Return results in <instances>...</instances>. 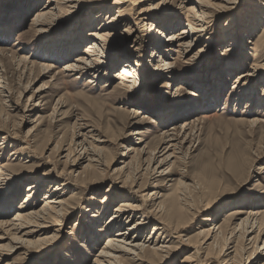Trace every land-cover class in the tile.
Wrapping results in <instances>:
<instances>
[{"label":"rangeland","instance_id":"374dc122","mask_svg":"<svg viewBox=\"0 0 264 264\" xmlns=\"http://www.w3.org/2000/svg\"><path fill=\"white\" fill-rule=\"evenodd\" d=\"M77 1V8L72 14H67L65 9L59 10V17L55 18L57 24L50 26L47 32L37 30L32 23L36 11L46 0H0V15H4V19H0L3 23L0 27L10 25L8 35L5 38L0 37V202L3 201L0 203V210L9 198L11 188L14 195L9 198L12 203L10 211H0V217L9 219L16 210L26 211L31 205L39 208L43 203V195L47 190L51 191L57 183L62 187L60 196L67 199V205L59 215L58 225L44 231L52 232L53 238L55 237L53 248H50L52 244L42 246V249L40 246L29 245L27 248L9 252L6 250V243L10 244L9 237L3 235L0 229V244L5 245L0 249V264L8 261L10 264H45L49 259L56 264H93L100 245L111 232L102 228L95 240H89L85 235L90 230L84 228V223L90 219L93 207L96 206L97 210L104 207L105 194L109 196L99 226L113 214L115 205L120 200L129 198V195L136 196L139 202L144 198L149 201L155 197L154 205L165 199L168 204L172 197H177L181 174H185V181L190 184L187 191L195 208L194 213L189 210L179 221L183 228H179L177 232L183 235V239L191 236L201 241L202 237L197 234L199 229L222 221L226 212L233 208L257 209L260 213L258 218L263 221L264 107L258 100L263 92L264 82L257 83L256 79H251L252 76L247 79L250 75L245 74L254 71V64L264 61V45L259 42L264 37L261 36L264 30V0H206L204 10L207 14L203 18V26L199 29L201 34L193 49L187 54L181 53L178 59L177 53L172 51L175 50L172 40L163 39L168 33L187 26L188 19L194 14L193 11L187 10L195 5L193 0H187L184 7H179L178 0H167L163 5L151 9L152 14L145 22L139 21V9L153 5L157 0H121L118 3L114 0ZM20 3H24L20 16L22 20L17 24L6 23L5 21L10 19L15 22L16 17L12 19L14 15H9ZM256 3L262 5L260 23L251 34L242 37L241 33H237L235 48L226 50L230 41L227 39L230 37L221 35L222 26L231 15L240 14L244 18L246 9ZM103 6L114 14L122 13L116 38H110L106 44H100L109 55V69L105 71V64L101 65L99 59L95 65L87 63L86 71H64L63 65L67 62L77 63L73 62L76 61L75 57L83 55L85 45L93 41L89 32L96 26H101L99 23L108 20L106 18L110 11L104 10L97 22H93L94 27L91 26V15L96 14ZM78 14L82 15L77 17ZM152 16L161 17L160 19L178 16L180 19V25L176 29L160 32L161 28L158 27L155 30L156 34L159 31L158 39L165 45L166 53L172 57L170 60L174 63L171 67L173 73L171 77H165L167 71L161 70V63L156 61L157 54L152 53L149 70H139L136 66L138 80L135 86L138 91L130 96L129 90L118 85L120 80L114 77L115 72L129 52L136 58L141 57L140 60H144L148 65L147 55L152 50L149 38L154 37L150 35L154 30L149 31L154 21L150 19ZM77 18L81 19L82 35L87 39L67 57L53 58L52 54L56 53L60 38L66 37L71 31L68 26H74V19ZM241 27L242 25L239 26ZM240 38L242 43L236 46ZM46 43L50 50L47 49ZM44 45V51L47 49L51 53L38 58L36 54L43 53ZM236 54H244V57L239 60ZM21 56H28L26 60L30 61L25 69L17 63ZM231 61L240 64L239 68L237 69L238 65H233L234 69H228L227 63ZM46 63L57 66L51 74L42 73L41 65ZM99 66L101 71L92 77L93 71ZM220 69L231 73L220 75L219 81L213 72ZM223 78L224 84L221 82ZM90 79L92 82H89ZM176 88L179 89L176 91ZM248 101L250 105H247ZM167 109L171 112L166 113ZM174 113H178L179 117L172 116ZM185 120H195L198 123L190 153L186 149L189 143H185V155L182 154L186 156L184 160L173 157L160 167L168 168L169 176L155 172L149 178L139 173L133 189L141 185L142 192L136 195L129 192V185H122L127 181L124 172H114V169L123 165L121 159L127 161L132 157L133 167L142 166L146 154L141 152L133 155L132 150L144 148L149 151L156 148V165L166 145L162 141L165 131L179 132L181 128L184 129ZM253 120H257V123H251ZM79 130L87 136H92L87 137L86 142L90 147L98 148L105 164L100 169L92 165L95 162L83 158L78 145L81 139L77 136ZM135 131L139 133H134ZM93 138L100 142L94 141ZM128 147L133 149L128 152ZM122 152H128L129 156L126 157ZM139 160L143 161L139 164ZM103 167L105 170L101 172ZM30 182L40 184L41 187L35 197L29 202H24L25 190ZM153 191L155 194L149 197V193ZM23 205L26 207H18ZM180 205L178 200L175 201V206ZM244 215L245 213L240 216ZM211 217L214 219L210 220ZM160 218L162 219L161 216ZM143 219L136 218L140 221H144ZM175 220L177 217H164L168 235H176L172 233L171 225ZM144 222V228L140 231L142 240L152 234V226L157 220L150 217ZM233 222L235 224L239 220L235 219ZM113 230L110 231L114 232ZM255 233L256 230L248 237ZM168 235L161 233L157 238L167 245H172L169 251L153 258L149 257L139 264H187L182 258L190 252L191 247L185 242L175 246L176 238H170ZM233 239L236 237L233 236L231 240ZM251 240L243 242V239H238L237 252L234 254L237 261H241L242 257L246 259L252 252L255 246L253 239ZM263 241L264 231L257 239V249L261 248ZM243 243L246 249L242 250ZM229 244L232 246L234 242ZM218 249L214 247L204 250L201 258L206 256L209 261L205 260L203 264H225L227 257H222L217 252ZM64 250H68L67 255L61 253ZM53 258H56V261ZM229 262L230 260L226 264ZM260 262L256 260L253 264ZM195 263L199 264V261L196 260ZM245 264L252 262L246 261Z\"/></svg>","mask_w":264,"mask_h":264},{"label":"bare ground","instance_id":"6f19581e","mask_svg":"<svg viewBox=\"0 0 264 264\" xmlns=\"http://www.w3.org/2000/svg\"><path fill=\"white\" fill-rule=\"evenodd\" d=\"M37 1V0H34ZM116 3L120 2L121 0H114ZM150 1V0H147ZM156 1V0H155ZM167 0H157L153 5H148L146 7L139 9V21L145 22L146 18L152 14L151 9L155 7H159L160 5H163ZM179 1V7H184V3L187 0H178ZM189 1V0H188ZM219 1V0H218ZM224 0H221V2ZM77 0H46V2L38 8L36 11L35 17L32 18L33 26L37 30L47 31L50 26H53L55 23L57 24V20H55L56 16L59 17V13L61 9H65L67 14H72L76 8H77ZM193 3L195 5H192L187 9L190 12H194L193 17L191 19H188L187 26H184L180 29H177L175 32L168 33L164 41H170L174 43L175 53H177V59L181 55V53H189L193 49V45H195L198 37L200 36L201 32H199V29L203 26V18L207 13H205L204 7H206L205 3L206 0H193ZM159 4V5H158ZM22 5L24 3H20L17 8H14L11 10L10 17L12 19L16 17L15 22L10 20H6L5 22L8 23H19L22 18L20 19V16L22 14ZM252 7L249 6V8L246 9V15L244 18L240 14L238 15H231V18L224 23L221 30V35L223 37H230L227 40L229 41V47H227L226 50H229L230 47L235 48L234 40L237 33H241V36L243 37L245 34H251L252 31L256 28V26L260 23V14H261V4H251ZM26 6V3H25ZM119 5H117L118 7ZM14 7V6H13ZM100 9V8H99ZM103 9V10H102ZM106 10L109 12L110 10L108 8H105L104 6L101 7V9L96 13L92 14V20H91V26L94 27L93 22H97L98 18L101 16L102 12ZM62 11V10H61ZM150 11V12H149ZM4 12V11H3ZM121 13V12H120ZM117 13L114 14L113 11H110V14L107 15L108 19L107 21H104L101 24V26H96L95 29L89 32L90 36H93V41L87 43L85 45V49L83 51V55H77L75 57L77 63L67 62L63 66L64 71H73L78 70L80 72L86 71L88 65L87 63H91V65H95V62L97 60H101V65H104V70L107 71L109 69V55L106 54L107 51H104V48L101 47L100 44H106L105 42L108 41L110 38H116V34L118 33V27L121 24V14ZM83 14V13H82ZM78 14V16L82 15ZM7 16V19L9 18ZM161 17H150V19H154L151 23L150 30H154L153 33H151V36H154L153 38H149V42L151 41L150 48H152L150 54L147 55V64L144 62V60H140V58H136L134 54L129 52V55L125 57L123 61H121V66L119 69L115 72V78L120 80L119 86L122 89L129 90L128 95L132 96L137 93L138 88L135 86V83L138 80V74H137V68L140 70H149L150 66V56L152 57V53L157 54V60L159 63H161V70H166L167 75L165 77H171L172 68L174 63L170 60L172 57L168 56L166 53L167 50L165 49V45L160 42L158 39V33L169 31L170 29H176L180 25V19L178 16H173L170 18H162ZM0 19H4V15L1 13ZM81 19L77 18L74 19V26H68L71 31L65 32L67 33L66 37L60 38V43L56 47V53H53V58H65L71 53L75 52L80 43L85 41L84 34L82 35V24ZM120 21V22H119ZM123 21V20H122ZM163 21V22H162ZM0 21V25L3 24ZM115 22H119L117 25ZM159 22V25L157 23ZM90 24V23H88ZM242 25L241 28L239 26ZM108 27L106 29H103L102 27ZM77 27V28H76ZM80 27V28H79ZM161 28L156 34V29ZM10 28V25H2L0 27V37L5 38L8 34V30ZM76 28V29H75ZM101 29V30H98ZM241 29V30H240ZM84 33V32H83ZM149 35V36H150ZM163 35V34H162ZM83 36V37H82ZM261 36H264V30L261 34ZM68 40V41H67ZM134 41V40H133ZM227 41H225L226 43ZM242 43V39L240 38V41L237 42L236 46H239V43ZM259 42H262L264 45V37L259 40ZM50 43V42H49ZM58 43V42H57ZM46 43L45 45H47ZM42 46L43 47H45ZM106 46V45H105ZM111 46V45H109ZM47 49L50 48L48 45L46 46ZM44 51V48L42 49L43 53L41 52L40 55L36 54L38 58L44 57L45 54L48 55V52L51 53L50 49ZM117 50V49H116ZM40 52V51H39ZM237 58L240 60V58L244 57V54H236ZM61 56V57H60ZM28 56H21L17 59V63L21 66L23 65L24 69L28 66L30 61L26 60ZM63 57V58H62ZM144 58V56H143ZM233 60V59H232ZM242 62V61H241ZM242 64V63H241ZM233 65H238L237 69L239 68V65L237 62L231 61L230 63H227V66H229L228 69L233 68ZM255 69L254 71L247 72L245 76L250 75L247 77V79H256L257 83L263 81L264 82V61L261 64H254ZM232 66V67H231ZM57 67L56 64L53 63H46L41 65L42 73L45 74H51L54 70L53 68ZM261 68V69H260ZM101 71V66L97 67L96 70L93 72V76L97 75V72ZM214 77H217L220 81V75L224 74L225 72L223 70H214ZM229 73H225L229 75ZM222 77V76H221ZM53 78V77H52ZM56 79V78H55ZM1 82V81H0ZM89 82H92V79L89 80ZM221 82L224 84V78L221 80ZM121 83V84H120ZM2 87V85H0ZM47 87V86H44ZM179 88H176V91ZM248 90V89H247ZM262 94L259 98V104H262L264 107V86L262 88ZM3 102V101H2ZM37 104V103H36ZM249 101H248V104ZM188 106V105H186ZM248 107V106H247ZM172 109V108H171ZM184 107L181 109L183 110ZM188 109V108H187ZM58 111V110H57ZM169 113L171 112L169 109H167ZM54 112V111H53ZM157 112V111H156ZM54 114V113H53ZM55 114L57 112L55 111ZM182 114V113H181ZM172 116L179 117L178 113H174ZM171 116V117H172ZM160 117H162L160 115ZM184 122V129L181 128L179 132H169V130L165 131V134L162 137V141L166 144L164 150L162 151V157L158 160L156 165H154L155 160L157 159L158 153L156 152V148H152L149 151H146V149H133V147H128V152L133 151V155L140 154L141 152L143 154H146V157L144 158V163L142 166H132L131 160L128 159L127 161L121 159L122 166L118 167L117 169H114V172H124L127 181L125 180L122 185L127 186V190L130 192L138 193L142 192V186H138L137 188L133 189L134 186L137 184L139 175H147L149 178L155 173L160 172L161 175H167L169 172V169H160V167H163L165 164H167L171 158L178 157L179 159L186 156H182L183 154V147L185 143H189L187 146V151H189L192 148V140L195 136L194 130L198 123L195 122V120L188 121L185 120ZM259 122V121H258ZM251 123H257V120H253ZM134 133H139V131H135ZM77 136H80L81 139L78 141V145L80 146V150L83 153V158L86 159V161L89 162H95L94 167L97 169H100L102 165H105L100 157L99 150L96 148V146L90 147L87 144V136L85 133H81L80 130L77 133ZM94 141H98L97 139L93 138ZM100 142V141H98ZM192 144V145H191ZM74 149V148H73ZM136 150V151H135ZM125 154V152H122L123 155H126V157L129 156V154ZM179 156H177V154ZM185 153V152H184ZM190 153V151H189ZM185 155V154H183ZM181 156V157H180ZM82 158V159H83ZM139 159V157H138ZM143 160H139V164ZM182 161V160H181ZM172 162V161H171ZM170 162V163H171ZM137 164V163H136ZM144 165V167H143ZM5 169H8L6 166H3ZM160 169V170H159ZM105 167L101 169V172H104ZM2 171H0V174ZM140 173V174H139ZM139 174V175H138ZM185 174H181V178L179 180L180 184H178V190H177V197H172L171 200H169L168 204L166 199L163 200L161 203H158L154 205L153 199L147 200V198H144L141 202L136 200V196L129 195V198H124L120 200L113 209V214L108 217L102 224V226L98 225L100 224V219H102V216L104 217V212L106 211V199L108 198L109 194H105V198L103 199V205L104 207L101 210H97L96 206L93 207V210L91 211V214L89 216L90 219H87L84 224L86 226L84 227L88 231L87 237H89V240L96 239L97 234L100 229L105 228L111 234L107 235L104 239V243L100 245L98 251H97V257L94 259L93 264H139L149 257H156L159 256V254H163V252L169 251V248L172 246L170 244H166L163 241H160L157 237L162 233H167L168 230L166 228V222L164 221V217L166 215L177 217V220L172 221V233H175V236H170V238L175 237L176 238V245H179L180 242L187 243L191 249L189 253L184 254L182 260L187 264H198L195 263V261H199V264H203L208 260L205 258H201V253H204V250H209L211 248L217 247L218 253L222 257H227L225 259V264L228 260H230L229 264H245L246 261H251L252 264L256 260H260L261 262L259 264H264V241L260 249H257L256 243L257 239L259 237V234L264 231V220L260 221V218H258L259 211L253 208H248L247 210H242L240 208H233L228 210L226 213V216L224 219L218 223H211V226H205L201 227L199 231L197 232L198 236H201V241L196 240L193 237L189 236L186 239H183V235L178 233L177 230L179 228H183V226H180V220L183 219V217L188 214V211L195 212L194 204H191V198L188 194V186L190 184L186 183V176ZM169 176V175H167ZM6 183V182H5ZM4 183V184H5ZM126 184V185H125ZM134 185V186H133ZM10 187V186H8ZM41 185L37 184L35 182H30V184L26 187L25 190V199L24 202H29L32 197H35V193L37 192L38 188L40 189ZM196 187V186H195ZM126 188V187H125ZM62 189L60 186V183L55 184L54 187L51 188V191H48L43 195L42 204L39 208H34L32 205L30 206L29 210H16L13 213V217L6 219L3 217H0V229L2 231V234L6 237H9L10 241L6 246L9 252L16 251L17 249L21 248H27L30 246H40L42 249V246L45 245H51L55 241V237L53 238V234L44 232L46 229H50L54 226L58 225V218L59 215L63 213L64 207L67 205V199L61 197L59 191ZM12 188L10 189L9 198L14 197L12 195ZM50 192V193H49ZM11 193V195H10ZM155 192H150L149 197L154 195ZM4 197V196H3ZM9 198L6 200L5 204L2 205L1 213H6L7 211H10V203ZM179 201L181 203L180 207L175 206V201ZM1 204L3 203L0 202ZM187 205V207H186ZM150 206V209H149ZM18 207H26V205L18 206ZM20 209V208H19ZM185 209V210H183ZM7 210V211H6ZM244 216H240L241 214H244ZM124 216V217H122ZM162 217V219L160 218ZM140 217V219H143L144 221L147 218L153 217L157 220L152 226V234H149L147 238L143 239L141 238L140 231L144 228V221L136 220V218ZM124 218V220H122ZM208 220V218H206ZM214 217L210 220H213ZM238 219L239 222L235 223L233 220ZM110 231V230H112ZM56 230V229H54ZM85 230V231H86ZM256 230V233L252 237L250 236L252 233H254ZM41 232L40 234H37ZM106 232V231H105ZM44 233V234H42ZM86 233V232H85ZM107 233V232H106ZM37 234V236L34 238V236ZM156 234V236H155ZM32 236V237H31ZM197 236V237H198ZM236 237V239L231 240L232 237ZM2 237V236H1ZM54 240H53V239ZM243 239V242H245L247 239H253L254 248L252 252L247 256L246 259L243 260L241 258V261H237L234 257V254L237 252V241L238 239ZM174 239V238H173ZM53 240V241H52ZM171 239H166V241H169ZM12 242V243H11ZM172 242V241H171ZM234 242L232 246H229V243ZM249 242V241H248ZM252 242V240H251ZM5 245L0 244V249L3 248ZM240 246V245H239ZM53 244L50 248H53ZM241 247V246H240ZM239 247V248H240ZM230 249V250H229ZM241 249H246L245 245L243 243V246ZM240 249V250H241ZM2 250V249H1ZM5 250V251H6ZM226 250L228 252H226ZM259 250V251H258ZM2 252V251H1ZM245 252V251H244ZM63 255L68 254V250H64L61 252ZM232 254V255H231ZM255 254V255H254ZM1 255V254H0ZM207 255V253H206ZM231 255V256H230ZM243 256V255H242ZM210 257V256H209ZM54 261H56V258H53ZM205 261V262H204ZM209 261V260H208ZM56 264L53 262V260L49 259L46 261L45 264ZM5 264H10V262H6ZM181 264V263H180Z\"/></svg>","mask_w":264,"mask_h":264}]
</instances>
